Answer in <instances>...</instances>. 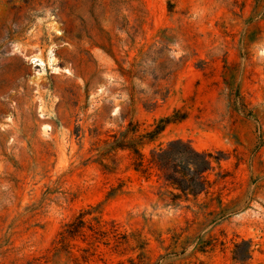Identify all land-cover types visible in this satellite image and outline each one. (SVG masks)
<instances>
[{
	"label": "rangeland",
	"instance_id": "rangeland-1",
	"mask_svg": "<svg viewBox=\"0 0 264 264\" xmlns=\"http://www.w3.org/2000/svg\"><path fill=\"white\" fill-rule=\"evenodd\" d=\"M0 0V264H264V0ZM145 153L174 140L223 152L224 206H173L105 141L130 122ZM212 180L216 179L212 175ZM119 189L113 197L112 190ZM203 200V198H202ZM102 205L123 253L59 232ZM251 245L252 258H243Z\"/></svg>",
	"mask_w": 264,
	"mask_h": 264
},
{
	"label": "trees",
	"instance_id": "trees-1",
	"mask_svg": "<svg viewBox=\"0 0 264 264\" xmlns=\"http://www.w3.org/2000/svg\"><path fill=\"white\" fill-rule=\"evenodd\" d=\"M168 2L172 11V0ZM185 119V115L180 116L179 112H175L173 116L156 121L150 130H143L139 122H130L124 131L111 135V138L103 143L109 161V164L101 162L103 170L117 173L118 152H127L133 171L147 179L156 177L166 188H169V192L164 194V197H168L173 206H180L182 203L186 206H224L222 194L214 191L228 176L221 166L225 161L223 152H201L190 142L174 140L165 145L160 144L150 150L149 154L145 153L146 147L160 141L168 126ZM212 175L216 179L212 180ZM117 191L119 189L112 190L109 197H113ZM103 223L101 204L82 210L59 232L53 243L54 251L67 252L72 242L81 240L88 244L89 248L84 252L90 255L91 251L97 250L99 244L110 245L112 240L114 249L123 253L134 236L135 247L132 250H136L137 259L143 260L147 242L135 234L132 237L128 235L120 237L121 234L118 233V227L114 223L111 231H105ZM243 243L248 245L243 258L237 254L240 245L235 246L233 259L236 262L246 263L252 258L250 243ZM129 263L136 264V259H130Z\"/></svg>",
	"mask_w": 264,
	"mask_h": 264
}]
</instances>
